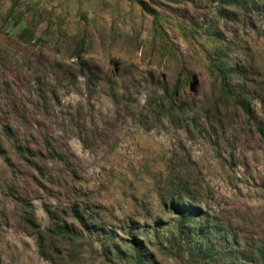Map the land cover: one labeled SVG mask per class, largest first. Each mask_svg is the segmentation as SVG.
I'll list each match as a JSON object with an SVG mask.
<instances>
[{"label": "rangeland", "instance_id": "374dc122", "mask_svg": "<svg viewBox=\"0 0 264 264\" xmlns=\"http://www.w3.org/2000/svg\"><path fill=\"white\" fill-rule=\"evenodd\" d=\"M141 1L20 0L42 40L0 34V264H135L133 239L144 264H264V0ZM79 38L124 104L83 85L67 57ZM209 55L238 68L229 87L248 113ZM177 81L183 121L143 123L138 105ZM34 83L54 98L37 101ZM184 190L200 218L169 210Z\"/></svg>", "mask_w": 264, "mask_h": 264}, {"label": "trees", "instance_id": "16d2710c", "mask_svg": "<svg viewBox=\"0 0 264 264\" xmlns=\"http://www.w3.org/2000/svg\"><path fill=\"white\" fill-rule=\"evenodd\" d=\"M6 1L7 3H4V0L0 1V34L6 39L14 38L28 47L34 46L37 41H41L42 37L40 35L34 37L33 31L30 28L31 21L25 18L24 11L18 8L20 0ZM134 1H136L139 5L143 6L141 0ZM23 5H27V2L24 1ZM84 46V38H79L72 48L67 49V57L76 60V66L80 71L79 74L84 79L83 85L85 87H89L91 86L93 81L98 83V85H104L106 93L110 96L111 100L114 103L117 104L122 102L124 104V101L127 100V96L123 91L121 93V89H118L115 86V79L117 78V76L112 73L106 74L102 72L92 61L84 59L82 57V54L84 53ZM53 54L57 58H60L62 55V53L57 48L53 49ZM218 54L219 53H217V55ZM39 56L40 55H38V57ZM209 58L211 64L208 66V70L210 74L213 75L216 80H219L221 89L227 95L230 101L233 104L239 106L245 113H248L247 107L244 105L241 99H239L238 92L234 91L229 87V77L231 76V73H235L236 71H238V68L235 66L219 67L217 64L213 63V55H209ZM52 65L59 68V70L65 75H68V73L70 72L65 69L68 68L70 65L61 64L56 59L52 61ZM62 65L64 69L62 68ZM180 87L181 83L180 81H177L169 94H166L165 91L161 89V92H164L165 94L164 96H161L159 98L160 100H154L151 97L147 96L143 100V103L141 105H138L139 109L137 110V115L143 118L142 122L147 123L151 119L158 120L160 113H158L157 110H163V117L172 118L174 116H179V118L183 121L182 117L186 112V104L184 97H182L180 94ZM31 93L37 101L43 100V97L45 95L48 96V94L51 96V99L54 98L53 88H51L48 93H44V91H41L37 83H34V87ZM14 119L16 121H19V117L17 115L14 116ZM184 122H188V120H185ZM4 126L6 125H3L2 127ZM256 131L264 139L263 128L261 126H257ZM12 147L15 149L17 155L20 158L28 160L26 157L28 150L24 148L22 140H20L18 136L13 134ZM50 155L51 158L60 159V157H58L60 155H58V153H55L54 151H52ZM180 185L183 186L182 184ZM176 194L177 195L175 196V198L171 197L169 199V210L177 213L182 221L187 220L188 217H191V220L194 218H200L194 214L196 211H198L196 197L188 193L187 190L177 191ZM182 196L184 197V200H182ZM27 222H30L29 219H27ZM202 228L203 227L201 226V229ZM133 249L135 264H144L147 261L146 253L144 252V249L136 239H133Z\"/></svg>", "mask_w": 264, "mask_h": 264}]
</instances>
